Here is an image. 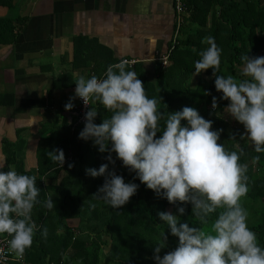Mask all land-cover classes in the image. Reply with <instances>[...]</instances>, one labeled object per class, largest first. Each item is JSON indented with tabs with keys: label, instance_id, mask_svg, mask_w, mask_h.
Returning a JSON list of instances; mask_svg holds the SVG:
<instances>
[{
	"label": "clouds",
	"instance_id": "clouds-1",
	"mask_svg": "<svg viewBox=\"0 0 264 264\" xmlns=\"http://www.w3.org/2000/svg\"><path fill=\"white\" fill-rule=\"evenodd\" d=\"M185 23L184 18L182 27ZM202 43L208 47L195 61V74L213 69L215 88L222 93L223 100L229 101L225 110L246 130L241 137L247 136L255 152L264 153V56L243 55L241 75L245 78L238 80L232 75H217L222 49L215 38L207 36ZM172 47L173 33L168 62L162 66L159 60L161 67L168 66ZM102 77L104 74L99 78ZM99 78L80 76L75 83V96L65 104L66 111H71L76 98L85 106L91 105L90 101H98L112 113L96 124L99 113L91 107L79 133L80 139L93 141L100 153H107L104 157L107 163L98 169H86V174L93 178L104 177L103 185L94 195L119 209L137 194L139 185L126 183L116 173L118 159L158 197L173 205L190 203L200 225H208L212 214H217L209 230L182 223L180 217L185 214V207H178L179 215L159 211L160 221L168 225L172 236L178 237V246L161 256L167 246L165 234L166 243L154 244L156 264H264V247L249 228V213L241 203L249 191L248 165L240 163L243 149L239 153L229 151L220 143L223 129L213 130V121L205 119L198 107L185 106L174 112L161 110L162 97L160 100L149 98L144 82L135 71L126 70L124 63L110 65L106 77ZM218 107V98L213 96L212 108ZM45 154L53 163L64 167L63 149L46 150ZM109 165L113 166L111 170ZM36 182V176L20 174L11 166L5 171L0 164V236L11 237L7 242L8 252L19 259L32 247L39 230L32 217L34 206L41 203ZM45 207L49 210L55 207L52 198H48ZM47 234L44 228L42 235L47 237Z\"/></svg>",
	"mask_w": 264,
	"mask_h": 264
},
{
	"label": "trees",
	"instance_id": "trees-1",
	"mask_svg": "<svg viewBox=\"0 0 264 264\" xmlns=\"http://www.w3.org/2000/svg\"><path fill=\"white\" fill-rule=\"evenodd\" d=\"M183 2L186 23L171 51L169 65L157 68L156 81L147 80L141 63H136L132 68L125 67L126 70L135 71L144 82L149 98L160 100L162 97L159 105L161 110L174 112L185 106H196L205 119L213 121V130L223 129L220 143L229 151L239 153L243 149L240 163L248 165L249 177L246 196L253 204L262 205L260 218L248 226L257 234L260 246L264 247V153L255 152L250 140L241 137L242 124L232 117V123H229L223 117L229 101L223 100L222 93L217 92L213 69L195 74V61L200 59L199 53L208 47L202 41L212 36L222 49L217 75H232L238 80L245 78L241 75L244 67L241 57L246 54L250 57L264 56V0ZM10 3L11 0H0V5L5 7H10ZM0 26L3 28L0 27V35L1 32L8 33L6 39L0 42L13 43L20 29L18 20L0 19ZM201 75L207 79H202ZM95 76L99 78L100 74ZM213 96L218 98L219 103L215 110L212 108ZM13 103L12 94L0 93V107H10ZM90 104L88 110L93 107L99 113L94 121L96 124L112 115L98 101H91ZM74 119L73 111H66L65 104H62L57 118L38 131L36 171L25 169L22 150L26 141L19 137V130L16 132V142L7 139L2 141L6 165L13 166L20 174L36 175L37 187L40 189L38 200L41 203L35 205L32 212L39 230L32 247L24 255V264H156L153 259L154 244L166 243L165 234L168 236L167 246L162 249L161 256L178 246V237L171 235L168 225L160 221L158 212L171 211L179 215L178 207L186 208L185 214L180 217L182 223L210 230L211 222L217 218L216 213L212 214L208 225H200L193 216L190 203L173 205L158 197L137 178L135 172L124 167L118 159L115 164L116 173L122 175L126 183L138 184L137 194L119 209L112 208L94 195L103 185L104 177L93 178L86 174V169H98L101 164L107 163L104 159L107 153H100L93 141L79 138L85 123L71 131ZM182 124L186 125L187 121H182ZM54 148L64 150V167L53 163L46 156V150ZM257 156L259 160H255ZM70 164L74 166L69 167ZM109 167L111 170L113 166ZM4 170L7 171L6 168ZM43 176L52 180V184H45L41 179ZM48 198H52L55 203L51 210L45 207ZM69 220H76L77 225L70 226ZM44 228H47V237L42 235ZM104 247H107V252Z\"/></svg>",
	"mask_w": 264,
	"mask_h": 264
},
{
	"label": "crops",
	"instance_id": "crops-1",
	"mask_svg": "<svg viewBox=\"0 0 264 264\" xmlns=\"http://www.w3.org/2000/svg\"><path fill=\"white\" fill-rule=\"evenodd\" d=\"M0 19L20 25L13 43L0 42V93L14 97L12 106L0 107V164L8 170L2 141L16 142L21 130L29 171H36L38 131L75 96L77 79L131 59L155 82L175 23L172 0H11L0 5Z\"/></svg>",
	"mask_w": 264,
	"mask_h": 264
},
{
	"label": "built area",
	"instance_id": "built-area-1",
	"mask_svg": "<svg viewBox=\"0 0 264 264\" xmlns=\"http://www.w3.org/2000/svg\"><path fill=\"white\" fill-rule=\"evenodd\" d=\"M173 11H174V32H173V47L176 43V39L179 35L180 28L184 23V14H185V4L183 0H173ZM172 47V48H173ZM168 62V54L162 58H160V63L162 66L166 65ZM120 63H124L128 67H132L136 61L123 59ZM99 79H104L99 78ZM91 102V101H90ZM89 102V103H90ZM75 107L72 109L73 115L75 117L73 123L71 124V130L73 131L77 126H80L85 123V114L89 109V106H85L84 102L80 98H76L74 102ZM8 240L10 237L7 235L0 237V264H24L23 259L16 258L14 255L8 252Z\"/></svg>",
	"mask_w": 264,
	"mask_h": 264
},
{
	"label": "rangeland",
	"instance_id": "rangeland-1",
	"mask_svg": "<svg viewBox=\"0 0 264 264\" xmlns=\"http://www.w3.org/2000/svg\"><path fill=\"white\" fill-rule=\"evenodd\" d=\"M180 37H181V35L179 36V38H180ZM201 78H202V79H207V77H205V76H203V75H201ZM196 109H197V108H196ZM223 117H224L227 121H229V123H232V122H231V116H230L227 112L223 115ZM45 126H46V125H45ZM45 126H44V127H45ZM241 129H242V131H243V135H244L245 132H246L244 126H242ZM20 132H21V133H19V137H21V138H23V139H24L25 137H27V136H25V135L23 134V131L20 130ZM244 137L247 138V136H244ZM247 139H248V138H247ZM248 141H249V139H248ZM249 142H250V144H251V141H249ZM23 151H24V150H23ZM241 203H242V205L247 209V211H248V213H249L248 225H249L250 223H253V222L258 221V219H259L260 216H261L262 205H260L259 203H257V204H253V203L251 202V200L247 198V196H245L244 198H242ZM68 223H69L70 226L77 225V221H76V220H75V221H71V220H69ZM72 224H73V225H72ZM104 251L107 252V247H104Z\"/></svg>",
	"mask_w": 264,
	"mask_h": 264
}]
</instances>
